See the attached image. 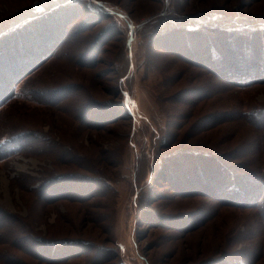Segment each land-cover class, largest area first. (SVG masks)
Wrapping results in <instances>:
<instances>
[{
    "label": "rangeland",
    "instance_id": "1",
    "mask_svg": "<svg viewBox=\"0 0 264 264\" xmlns=\"http://www.w3.org/2000/svg\"><path fill=\"white\" fill-rule=\"evenodd\" d=\"M30 41L0 264H264V0H0V76Z\"/></svg>",
    "mask_w": 264,
    "mask_h": 264
},
{
    "label": "trees",
    "instance_id": "2",
    "mask_svg": "<svg viewBox=\"0 0 264 264\" xmlns=\"http://www.w3.org/2000/svg\"><path fill=\"white\" fill-rule=\"evenodd\" d=\"M38 38H39V35L38 34H36V35H33L32 37H30V40H38ZM28 42V40L26 41V43ZM29 43H32L31 41L29 42ZM32 45H33V43L31 44V46H28V48L24 45V52H27L26 53V55L25 54H23L24 55V57L26 58V60L22 63L23 65H21L20 64V62L18 63L17 61H16V63L15 64H13V65H10V66H8V63L6 64V71H7V73H6V75L4 74V76H6V77H4L3 75L2 76H0V95L2 96V94H3V99L2 100H0V107L5 103V101H7V100H9V98L11 97L10 96V94L12 93V87H13V85H14V83L18 80V82L20 81L19 79L20 78H22V76H25V74H23V72H24V70H23V67L25 66V64L27 65L29 62H33V60H31V59H29V60H27V54H30L29 53V50L30 49H32ZM48 48H50L49 46H47ZM8 50V49H7ZM36 54V53H35ZM41 54V52H39V54H38V56L36 55V57H35V62H36V64H35V66L34 67H32L31 69H30V71L29 72H27L26 74H29L31 71H33V70H36V68H38L39 67V65H40V63H42L47 57H39V55ZM6 56V57H5ZM8 57V51H6V53H5V55H4V58L3 59H8L7 58ZM213 58L214 59H218V57H216V56H214L213 55ZM226 57H221V63L223 62V64L225 63L223 60L225 59ZM31 60V61H30ZM212 60V59H211ZM220 63V64H221ZM226 65V64H225ZM226 66H228V65H226ZM239 66V70H237L236 72H234V76H238V77H240V78H244V77H247L248 76V74H249V72L251 71V70H248L247 72H246V69H248V68H246V66H250V65H241V64H239L238 65ZM15 67H18V70H16L15 72H14V70H13V68H15ZM219 70H221V68H218ZM20 70H21V72H20ZM7 78L8 79H10V80H7ZM250 78V77H249ZM248 78V79H249ZM12 80V81H11ZM9 82V83H8ZM20 138H18V135H15V136H13V137H4L2 140H0V145L1 144H6V146H12V148L14 149V145H16V144H18L19 142H20ZM231 179V178H230ZM229 180V179H228ZM231 181V180H230ZM235 183H237L236 181H232V183H230V185L227 187V189L226 190H228V191H230V195H229V197L228 198H234L235 197V194H236V192L239 194V193H241L239 190V187H238V185L239 184H235ZM242 184H243V182H241ZM258 185H260V186H264V182L263 183H260V182H256ZM242 184H241V186H242ZM235 186H236V188H235ZM214 187V185H212V188ZM241 188V187H240ZM219 188H217L216 190H218ZM232 189H234L233 191H232ZM261 189H262V187H261ZM224 191V190H223ZM234 192H235V194H234ZM50 193V192H49ZM229 193V192H228ZM260 194L261 193H258L256 196H255V198L253 199V200H258L257 199V197H259L260 196ZM258 202V201H257ZM256 203V202H255ZM15 238V241L14 242H16V244L14 245V246H16V247H18V248H21V246H22V244L23 243H25V239H22L23 237L22 236H15L14 237ZM17 242H20L21 243V246L20 245H18L17 244ZM22 247H29V246H27V245H23ZM29 249V248H28Z\"/></svg>",
    "mask_w": 264,
    "mask_h": 264
},
{
    "label": "built area",
    "instance_id": "3",
    "mask_svg": "<svg viewBox=\"0 0 264 264\" xmlns=\"http://www.w3.org/2000/svg\"><path fill=\"white\" fill-rule=\"evenodd\" d=\"M130 32H131V34H133V31H130ZM132 36H133V35H132ZM132 36H130V37H132ZM130 37H129V38H130ZM127 44H128V43H127Z\"/></svg>",
    "mask_w": 264,
    "mask_h": 264
}]
</instances>
